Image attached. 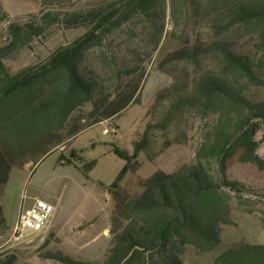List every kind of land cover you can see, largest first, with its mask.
<instances>
[{
    "label": "trees",
    "instance_id": "1",
    "mask_svg": "<svg viewBox=\"0 0 264 264\" xmlns=\"http://www.w3.org/2000/svg\"><path fill=\"white\" fill-rule=\"evenodd\" d=\"M162 0H112L98 7L73 12L46 8L28 19H11L0 2V14L7 19L6 38L0 47V230H8L2 200L14 169L40 165L54 151L84 131L113 119L139 104L145 71L138 63L119 62L108 54L105 43L142 17L153 18ZM173 14L186 0H171ZM207 7H202V2ZM196 15L213 16L217 40L181 46L165 56L174 62L198 63L214 57L218 67L176 80L157 94L153 107L165 102L166 112L157 123H148L135 139L134 152L116 147L113 153L125 162L113 188L137 169L140 155L149 160L155 131H167L173 117L185 110L213 118L208 124L193 163L174 173L157 171L140 182L134 198L119 195L113 217L112 248L101 263L77 260L62 252L50 259L62 264H184L188 246L201 253L216 250L222 242V227H236L233 199L245 203L250 194L264 200V191L231 180L229 162L252 165L264 175V158L254 129L264 126V97L254 98L250 87L264 91V0H192ZM56 27L86 29L76 40L58 47L43 62L12 75L7 62L37 40L51 35ZM247 29L255 36L253 53L240 51L225 36ZM100 52L105 76L87 67V58ZM131 79V83H126ZM112 89V94L108 89ZM91 107V108H89ZM89 109V110H88ZM70 162V160H68ZM97 160L87 165L91 172ZM234 195V196H233ZM245 213L254 215L252 210ZM264 226V216H257ZM15 258L0 264H15ZM214 264H264V245L237 243L218 256Z\"/></svg>",
    "mask_w": 264,
    "mask_h": 264
},
{
    "label": "rangeland",
    "instance_id": "2",
    "mask_svg": "<svg viewBox=\"0 0 264 264\" xmlns=\"http://www.w3.org/2000/svg\"><path fill=\"white\" fill-rule=\"evenodd\" d=\"M109 1L112 0H48L46 8L73 12L92 9ZM0 2L11 19H28L41 10L44 0ZM202 3V7H207L206 2ZM194 9L192 0H186L173 14L172 1L162 0L153 18L142 17L134 21L131 25L133 33L124 28L108 38L105 51L109 55L117 53L122 58L119 62L138 63L145 71L139 104L84 131L54 151L40 165L12 170L2 200L9 229L0 230V260L14 257L15 264H62L50 259V254L62 252L83 262H103L112 248V220L118 194L134 198L141 192L140 182L157 171L171 174L194 162L204 131L213 118L204 119L199 112L185 110L173 117V124L167 131L157 130L152 134L149 147L152 160L145 154L140 155L137 169L125 177L120 188H113L125 166V162L113 153L114 149L118 147L132 155L137 136L144 133L148 123L159 122L170 104L165 102L154 110L157 94L176 80L191 78L202 70L218 67L214 57L205 55L198 63L181 61L166 65L164 61L167 54L181 46L217 40L211 24L213 16L205 14V11L196 15ZM7 21L0 14V47L6 38ZM85 33L86 29L56 27L49 37L34 41L14 60L8 61L7 67L12 75H16L43 62L58 47ZM225 39L244 53L254 54L256 51L255 36L247 29L233 30ZM100 54L101 51L91 53L87 67L105 76L99 61ZM131 82V79L126 81ZM248 89L254 98L264 97L262 89ZM108 90L112 94V89ZM254 131L256 139L264 137L263 125H257ZM258 153L264 158V142ZM240 156L229 162V179L264 191V175L252 165L241 164ZM94 160L98 164L90 172L87 165ZM244 198L243 205L235 198L232 201L233 220L237 226L222 227L221 245L210 253H201L188 246L183 254L184 264H214L218 256L237 243L264 245V226L257 217L264 216V200L250 194ZM37 200L47 201L55 207V215L46 230L12 241L22 207L28 208ZM248 209L254 215L245 213Z\"/></svg>",
    "mask_w": 264,
    "mask_h": 264
},
{
    "label": "built area",
    "instance_id": "3",
    "mask_svg": "<svg viewBox=\"0 0 264 264\" xmlns=\"http://www.w3.org/2000/svg\"><path fill=\"white\" fill-rule=\"evenodd\" d=\"M54 215L55 207L44 200H37L28 208L22 207L11 240L19 241L29 233L44 232Z\"/></svg>",
    "mask_w": 264,
    "mask_h": 264
},
{
    "label": "water",
    "instance_id": "4",
    "mask_svg": "<svg viewBox=\"0 0 264 264\" xmlns=\"http://www.w3.org/2000/svg\"><path fill=\"white\" fill-rule=\"evenodd\" d=\"M111 190H114V189H111Z\"/></svg>",
    "mask_w": 264,
    "mask_h": 264
},
{
    "label": "crops",
    "instance_id": "5",
    "mask_svg": "<svg viewBox=\"0 0 264 264\" xmlns=\"http://www.w3.org/2000/svg\"><path fill=\"white\" fill-rule=\"evenodd\" d=\"M33 204H34V203H33ZM33 204H32V205H33Z\"/></svg>",
    "mask_w": 264,
    "mask_h": 264
}]
</instances>
